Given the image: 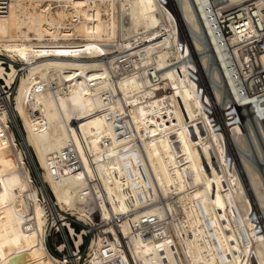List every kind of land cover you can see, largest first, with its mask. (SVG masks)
<instances>
[{
	"label": "bare ground",
	"instance_id": "obj_1",
	"mask_svg": "<svg viewBox=\"0 0 264 264\" xmlns=\"http://www.w3.org/2000/svg\"><path fill=\"white\" fill-rule=\"evenodd\" d=\"M177 2L175 8L171 0H9L0 16V53L25 67L11 105L3 88L14 82L17 68L0 62V264H79L64 226L70 234L74 229L57 217L58 207L88 225L106 220L90 239L84 264H129L119 235L134 264L144 257L151 264H184L168 227L173 221L194 264H264V221L250 216L214 95L229 136L244 150V128L227 113L234 108L243 120L255 113L264 140V111L238 94L207 17L211 0ZM249 6L264 19V0L213 5L228 7L233 18ZM233 18L227 21L232 44L240 37ZM183 23L200 50V70ZM201 70L214 81V95L205 90ZM9 122L23 146H16ZM103 143L105 151L98 147ZM173 144L182 146L174 155L191 170V189L176 174L180 189L173 184V190L165 176L171 166L159 165L171 162ZM67 150L79 166L58 175L51 156ZM250 161L242 157L264 208V182ZM49 225L62 232L58 249L68 246L70 256L50 252ZM83 233L74 235L76 247Z\"/></svg>",
	"mask_w": 264,
	"mask_h": 264
},
{
	"label": "rangeland",
	"instance_id": "obj_2",
	"mask_svg": "<svg viewBox=\"0 0 264 264\" xmlns=\"http://www.w3.org/2000/svg\"><path fill=\"white\" fill-rule=\"evenodd\" d=\"M177 1L178 0H171L173 6L175 8H177V5H178V2ZM185 25L186 24L183 23V25L181 26V29H182V32L185 35V37H187L186 39L191 44V49L192 50H190V53L189 54L192 53L191 56L193 57L192 59L195 61V66L200 70V67H199L201 65L200 57H199L201 55L200 54V50H198L197 48H194V45L192 44L193 43V39L190 37V34L191 33H189V30L187 29L188 26H185ZM188 58H190V57H188ZM0 62L5 67V69H9V65L10 64L14 65L17 68V75H16V78H15L14 82L10 86H6L5 88H3V91H5V90L8 91V95H9V98H10V103L12 105L13 104V97H14L15 90H16L17 77L20 76L23 73L24 67H25V63L23 61L19 60V59H12L11 57H9L8 55H6L4 53H0ZM202 70H201V74H200L201 75V78L203 79L204 82L206 80V84H208L207 81H209V84H210V87H209L210 93L212 95H214V92H213L214 91L213 90L214 89V87H213L214 86V83H213L214 81L210 80V78L208 77L209 75L206 74L207 72L204 73V71H202ZM212 83H213V85H211ZM0 84H1V86L4 85V81H3L2 78L0 79ZM213 101H215V104H214V107H213V109L214 108L215 109L213 111L216 114L215 115L216 118L218 117L217 120H218V123H219L220 127L221 126L223 127V129L221 127L223 134L224 135L226 133L228 134V136L225 135V137H226L225 139H226L227 145L229 146L228 147L229 148V151H231V155L233 156V160L235 161L236 167H237V169L239 168L240 178H241V180H243L242 181L243 188H244L245 192L247 193L248 200H249V202L251 204V213L253 215H250V216L251 217L252 216L255 217L257 220H260L261 219V220L264 221V211H263L264 208H259L260 206H259L258 201L256 199V196H255V194L253 192L252 186L250 184V181L248 179V176H247L246 171H245V168H244V164L242 162V157L247 158L249 161L251 160L250 161V162H252L251 164L255 167L256 172L258 173V175L261 177V179L264 182V140L262 138H260V135H258L259 134V132H258L259 129H258V126H257V123H256V118L253 117L255 113L254 114L252 113L253 115L251 113L245 115L246 117L244 116V120L242 119L243 117L240 116V121L243 122V123L240 124V126L242 125L241 128L242 129L244 128L243 131L245 132V139L247 140V144H248L247 145V149L244 150V149H242V148L239 147L238 143L232 138L231 135L229 136V133L230 132L228 130H226V128H225L226 125L224 126V124H226V119H225V116L223 114L224 111H222V109L220 108V104L217 103V100L215 98V95H214V100ZM246 120H247V123H246ZM253 122H255L256 126H254L255 124ZM9 124H10V128L14 131V134H15L16 146L17 147L23 146L22 145L23 143H22V141L19 138L18 132L15 129V126L12 123H10V122H9ZM249 127H251L252 129L254 128L253 129L254 130L253 132H254L255 139H254V137H252L251 131H250V134H251V138L252 139L249 137V132H248L249 131ZM256 128H257V130H256ZM227 137H228V139H227ZM252 141L254 142V145H252ZM104 145H105L104 143L102 144V146L101 145H98V147H101L99 150L105 151L106 148H104V147H106V146H104ZM177 145L178 144H173L170 147V149H169V150H171L170 151L171 152L170 153L171 154L170 155L171 156V162L169 161L170 160L169 159L167 161V163H166V161L164 163L160 162L159 165L163 167V164H165V165L167 164L168 166H171L172 167L173 165H175V162H173L172 160L176 161V165L173 166L172 168L170 167V169H169L170 171H168L166 169H165L166 171L164 170L165 171L166 179L170 182L169 185L170 184L172 185V186L171 185L170 186L173 187L172 188L173 190L174 189L175 190L180 189L179 188V184H178L179 182H177L176 180L173 181V179H172L173 176L176 177V174H177V177L176 178H180V179L182 178L186 182L185 183L186 186L188 185V187H187V190H188L189 187L192 186L191 188H193V186H195V185H194L193 181L191 180V176L190 175L189 176L187 175V171L189 172L191 170H189V168L187 169V166H185V165L182 166L181 163H179L181 165L180 166L181 168H179V164L177 162V160H178L177 158L179 156V153H183V150L182 149H179L182 146L178 145V148H177L176 147ZM174 154H177L176 155L177 158H176V156ZM25 160H26L27 166H29L30 173L32 175V183H34L35 185H39V180H38V177H37V173L35 172L33 166L31 165V163L29 161V159L26 158ZM240 168H241V173H240ZM178 169H179V171H178ZM173 171H174V173H173ZM183 172H184V174H183ZM181 175L182 176L184 175V176L182 177ZM178 176H180V177H178ZM185 176L186 177L188 176V177L186 178ZM185 178H186V180H185ZM187 182H188V184H187ZM173 184H174V186L177 189L173 186ZM191 188H189V189H191ZM96 192H101V190L98 188ZM40 197H42L41 194H40ZM106 205H108L107 202H106ZM257 208H259V209H257ZM58 209L59 210H58V213H57V217L59 219H60V215L62 217H66V219L65 218L64 219L67 222H69L71 218H77L75 215L71 214V212L69 210H65L64 211V210H61L59 207H58ZM77 220L78 221H75V223H76V226H75L76 229L74 230V234H72V233L70 234V232H69V235L68 236H69V242L71 244V249H73V252L74 253H78V257H79L78 258V261H79L78 263L79 264H84V262L86 261V259L88 257V254L87 253H88V245H89L90 239L95 235V233L99 229H101V228L104 227V226L102 227V225H103V223L104 224L106 223L105 222L106 220L101 221L99 223L94 222V223H92V225L85 224L83 221L79 220L78 218H77ZM48 222L51 223V220H49ZM82 223L84 224V226L82 225ZM169 223H168V227H169L170 231L174 234L175 244H176L178 253H179L182 261L184 262V264H194L193 261H192V257L190 255V253L188 252V248L186 246L187 245L186 242L184 241V239H182V238L180 239V238L177 237V232H179V226H178L177 221H173V222H169ZM115 226H116V223H115ZM81 227H83V228L81 229ZM54 229H55L54 226L52 227V226L49 225L48 231H47V235H46V243H47L48 249L50 250L51 253H53V254L57 255L58 257H61V258H64L65 256H70V253H69L70 250H69V247L68 246H65L63 250H59L58 249L59 244L64 241V237H63L61 231H59L57 229L54 230ZM83 230L85 231V233L82 235V242H81V244L78 247H76L75 246V243H74V235H76V233H81ZM181 237H182V235H181ZM119 239H120V242H121V244L123 246V249L125 251V255H126L128 261H129V264H134V262H133V260H132V258L130 256V253H129L126 245H125V242L123 240V236L122 235H119ZM144 258H145V261H144ZM144 258H141L142 259L141 261L139 260V263L140 264H151L152 263L151 260H150V258H147V257H144ZM97 263H98V261L96 262V264ZM116 264H118V263H116Z\"/></svg>",
	"mask_w": 264,
	"mask_h": 264
},
{
	"label": "built area",
	"instance_id": "obj_3",
	"mask_svg": "<svg viewBox=\"0 0 264 264\" xmlns=\"http://www.w3.org/2000/svg\"><path fill=\"white\" fill-rule=\"evenodd\" d=\"M222 2H224V0H211V2L208 3V20L218 35V44L222 51L223 58L227 59L229 66L234 70L239 96L250 100L255 110L264 111V67L261 57L264 54V19H262L260 13L255 10V6H249V9L242 10V14L239 15L237 13L235 14L236 17L233 18V12H231V9H228V7H224L220 10L213 7L214 4H220ZM8 4L9 0H0V16L7 13ZM230 15L236 20L235 33L240 36L233 44L230 40V36L234 31L227 22L230 19ZM244 70H248L246 75L244 74ZM203 83L205 84V90L210 92L209 81H207L208 84H206V80ZM215 86L221 87L217 83ZM225 101L226 97H224L223 103H225ZM225 107L227 108L228 106L226 105ZM232 116H234L233 119H230ZM227 117L231 121L241 124L239 115L234 108L231 109L230 113H227ZM249 137L251 138L250 132ZM252 145H254L253 141ZM60 153L61 154L51 156V163L57 167L56 174L62 175L64 169L79 166V157L76 156L73 150H67L65 154L63 151H60ZM64 218L66 219V217ZM75 221H78L77 218H71L68 222L74 230L76 229ZM82 225L84 226L83 223ZM64 227L69 235L68 227ZM82 228L83 227H81V229Z\"/></svg>",
	"mask_w": 264,
	"mask_h": 264
}]
</instances>
